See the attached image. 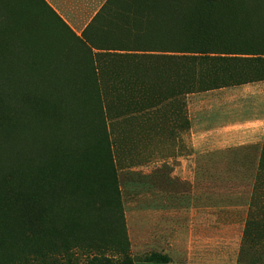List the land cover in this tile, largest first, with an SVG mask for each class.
<instances>
[{"label": "rangeland", "instance_id": "rangeland-1", "mask_svg": "<svg viewBox=\"0 0 264 264\" xmlns=\"http://www.w3.org/2000/svg\"><path fill=\"white\" fill-rule=\"evenodd\" d=\"M0 68V264H264V0H0Z\"/></svg>", "mask_w": 264, "mask_h": 264}, {"label": "trees", "instance_id": "trees-1", "mask_svg": "<svg viewBox=\"0 0 264 264\" xmlns=\"http://www.w3.org/2000/svg\"><path fill=\"white\" fill-rule=\"evenodd\" d=\"M86 30L87 29H85L82 32L81 36L79 38H76V39L80 40L85 45H88V46L94 45V44L91 43L90 40L88 41V38L85 36L86 35ZM75 37L76 36H74V38ZM96 50L97 51H104L105 53L127 52V53H140L141 55H144V54H147V53H153V52L154 53H160V52H166L167 51V50H164V49L162 51H160L161 50L160 48H157V50L156 49L149 50V48H143V47L113 48V47H108V46H106V47H104L102 49L97 48ZM195 53L201 55L202 57H205L208 54L206 51H198V52H195ZM214 54H216V53H214ZM219 55H225V54L221 53ZM5 87H6V84H5ZM263 145H264V141H263ZM262 168H263L262 171H264V167H262ZM261 177H262L261 179H264V175H262ZM256 223H257L256 226H257L258 230L261 231L262 233H264V224L261 223V222H256ZM152 261H158V260H149V261H145V262H152Z\"/></svg>", "mask_w": 264, "mask_h": 264}, {"label": "crops", "instance_id": "crops-1", "mask_svg": "<svg viewBox=\"0 0 264 264\" xmlns=\"http://www.w3.org/2000/svg\"><path fill=\"white\" fill-rule=\"evenodd\" d=\"M80 36V35H78ZM136 264H230L224 262H171V261H152V262H140Z\"/></svg>", "mask_w": 264, "mask_h": 264}, {"label": "bare ground", "instance_id": "bare-ground-1", "mask_svg": "<svg viewBox=\"0 0 264 264\" xmlns=\"http://www.w3.org/2000/svg\"><path fill=\"white\" fill-rule=\"evenodd\" d=\"M2 67H3V66H2ZM0 69H1V68H0ZM3 81H4V80H3ZM5 84H6V83L4 82L3 85H5ZM3 87H4V86H3ZM0 138H1V136H0ZM3 138H4V141H5V138H6V137H3ZM6 139H7V138H6ZM1 140H2V138H1ZM1 140H0V141H1ZM8 140H9V139H8ZM5 142H6V141H5ZM8 142H9V141H8ZM0 143H1V142H0ZM3 143H4V142H3ZM6 144H7V142H6ZM4 145H5V144H3V146H4ZM7 145H8V150H9V145H10V144H7ZM4 147H5V146H4ZM6 147H7V146H6ZM6 147L4 148V149H5V150H4L5 153H6V151H7V150H6V149H7ZM1 149H2V152H4L2 146H1ZM1 149H0V150H1ZM7 153H8V152H7ZM0 154H1V152H0Z\"/></svg>", "mask_w": 264, "mask_h": 264}]
</instances>
